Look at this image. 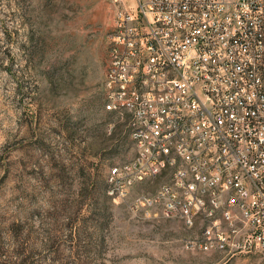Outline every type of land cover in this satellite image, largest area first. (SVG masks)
Listing matches in <instances>:
<instances>
[{
    "label": "rangeland",
    "instance_id": "obj_1",
    "mask_svg": "<svg viewBox=\"0 0 264 264\" xmlns=\"http://www.w3.org/2000/svg\"><path fill=\"white\" fill-rule=\"evenodd\" d=\"M136 0H0V247L56 238L68 264H262L190 249L192 230L136 207L162 178L108 193L135 156L126 122L104 110L117 6ZM49 260V258L47 259Z\"/></svg>",
    "mask_w": 264,
    "mask_h": 264
},
{
    "label": "built area",
    "instance_id": "obj_2",
    "mask_svg": "<svg viewBox=\"0 0 264 264\" xmlns=\"http://www.w3.org/2000/svg\"><path fill=\"white\" fill-rule=\"evenodd\" d=\"M117 6L103 106L135 149L108 193L183 221L190 249L264 264V0Z\"/></svg>",
    "mask_w": 264,
    "mask_h": 264
},
{
    "label": "trees",
    "instance_id": "obj_3",
    "mask_svg": "<svg viewBox=\"0 0 264 264\" xmlns=\"http://www.w3.org/2000/svg\"><path fill=\"white\" fill-rule=\"evenodd\" d=\"M261 74L264 80V57L261 65ZM57 238L52 240L47 238L42 242L44 250H47L50 253V257L43 255V249L34 251L32 250V241L27 240V243H23L21 246H18L17 249L11 251H3L0 247V264H68L62 259L59 251L62 244L59 247L57 244ZM49 258V260H47Z\"/></svg>",
    "mask_w": 264,
    "mask_h": 264
}]
</instances>
